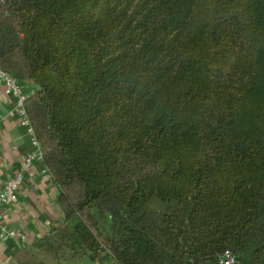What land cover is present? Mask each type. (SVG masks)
Masks as SVG:
<instances>
[{"label": "trees", "instance_id": "trees-1", "mask_svg": "<svg viewBox=\"0 0 264 264\" xmlns=\"http://www.w3.org/2000/svg\"><path fill=\"white\" fill-rule=\"evenodd\" d=\"M0 68L62 214L16 264H264V0H0Z\"/></svg>", "mask_w": 264, "mask_h": 264}, {"label": "crops", "instance_id": "crops-1", "mask_svg": "<svg viewBox=\"0 0 264 264\" xmlns=\"http://www.w3.org/2000/svg\"><path fill=\"white\" fill-rule=\"evenodd\" d=\"M24 87L32 95L37 92L31 83H24ZM14 103V99L7 97L4 88L0 87V186L20 171L31 151L26 129L13 113ZM44 168L42 162L34 164L19 192L18 202L3 211L4 225L15 231L18 237L0 240V264H16L15 255L28 241L34 242L49 235L52 227L62 219L59 188L43 179Z\"/></svg>", "mask_w": 264, "mask_h": 264}, {"label": "built area", "instance_id": "built-area-1", "mask_svg": "<svg viewBox=\"0 0 264 264\" xmlns=\"http://www.w3.org/2000/svg\"><path fill=\"white\" fill-rule=\"evenodd\" d=\"M0 87L4 88L7 97L14 99L13 113L19 117L21 126L26 129L31 146V151L27 154L20 171L0 186V240L8 241L17 238L18 234L15 231L8 230L4 225L3 211L7 206L18 202V195L25 183L27 174L36 162L44 164V155L25 109L26 101L32 94L10 72L1 68ZM43 179L53 182V177L46 167L44 168ZM21 238L25 241L24 237L21 236ZM222 264H235L234 256L230 252H226L222 259Z\"/></svg>", "mask_w": 264, "mask_h": 264}, {"label": "rangeland", "instance_id": "rangeland-1", "mask_svg": "<svg viewBox=\"0 0 264 264\" xmlns=\"http://www.w3.org/2000/svg\"><path fill=\"white\" fill-rule=\"evenodd\" d=\"M50 264H53L52 262H50Z\"/></svg>", "mask_w": 264, "mask_h": 264}]
</instances>
